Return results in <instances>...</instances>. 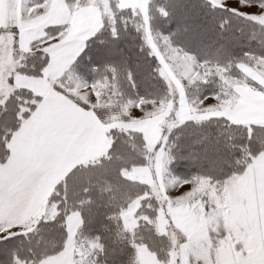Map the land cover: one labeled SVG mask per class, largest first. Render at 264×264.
<instances>
[{"label":"snow or ice","instance_id":"snow-or-ice-1","mask_svg":"<svg viewBox=\"0 0 264 264\" xmlns=\"http://www.w3.org/2000/svg\"><path fill=\"white\" fill-rule=\"evenodd\" d=\"M251 105L264 0H0V264H221L197 201L264 190Z\"/></svg>","mask_w":264,"mask_h":264},{"label":"crops","instance_id":"crops-1","mask_svg":"<svg viewBox=\"0 0 264 264\" xmlns=\"http://www.w3.org/2000/svg\"><path fill=\"white\" fill-rule=\"evenodd\" d=\"M249 111L256 119L264 118V110L258 105H251ZM93 147L100 149L103 145L97 143ZM71 166L69 164L62 173L54 177L53 189L55 182L63 179V175ZM258 176L264 181V167L259 169ZM208 196L214 202L220 200V197L212 191L208 192ZM197 206L200 207L201 212V225L197 226V230L202 227L204 235L207 236L208 228L211 227V231L217 234L218 246L213 247L209 240L208 250L221 264H238L242 259L243 251L247 252L249 264H264V190L260 185L249 184L242 190L226 195L223 206L217 204L221 210L210 209L211 215L204 213L200 201H197ZM221 229H224L222 237L219 236ZM238 245L243 246V251L237 248ZM238 251L241 252L239 256ZM145 260L147 264H164L161 260L157 261L155 253L146 252Z\"/></svg>","mask_w":264,"mask_h":264},{"label":"trees","instance_id":"trees-1","mask_svg":"<svg viewBox=\"0 0 264 264\" xmlns=\"http://www.w3.org/2000/svg\"><path fill=\"white\" fill-rule=\"evenodd\" d=\"M162 261V260H161ZM163 262V261H162Z\"/></svg>","mask_w":264,"mask_h":264}]
</instances>
